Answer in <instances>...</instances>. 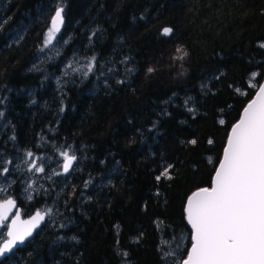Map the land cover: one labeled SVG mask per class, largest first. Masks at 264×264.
Here are the masks:
<instances>
[{
    "label": "trees",
    "instance_id": "16d2710c",
    "mask_svg": "<svg viewBox=\"0 0 264 264\" xmlns=\"http://www.w3.org/2000/svg\"><path fill=\"white\" fill-rule=\"evenodd\" d=\"M60 9L66 44L34 69ZM261 45L264 0H0V154L75 146L78 164L27 198L13 183L25 217L60 216L0 264H181L187 199L264 79ZM75 55L88 81L62 77Z\"/></svg>",
    "mask_w": 264,
    "mask_h": 264
},
{
    "label": "snow or ice",
    "instance_id": "6c2138e0",
    "mask_svg": "<svg viewBox=\"0 0 264 264\" xmlns=\"http://www.w3.org/2000/svg\"><path fill=\"white\" fill-rule=\"evenodd\" d=\"M61 12L55 14L48 43L63 23ZM163 31L167 35L172 30ZM62 155L64 172H68L76 157L68 152ZM12 205L11 200L0 205V219ZM186 212L193 235L184 264H264V85L259 86L256 98L232 128L213 186L193 193ZM42 219L37 213L23 229L14 220L8 231L10 239L0 247V256L30 236Z\"/></svg>",
    "mask_w": 264,
    "mask_h": 264
},
{
    "label": "rangeland",
    "instance_id": "374dc122",
    "mask_svg": "<svg viewBox=\"0 0 264 264\" xmlns=\"http://www.w3.org/2000/svg\"><path fill=\"white\" fill-rule=\"evenodd\" d=\"M52 26L46 32L44 41L42 43V51L33 65L34 69L40 68L46 60L54 59L56 54L61 52L63 46L66 44L65 40L59 38V31L54 33V38L51 43L47 42L48 33L52 30ZM22 32L17 30L14 37H20ZM91 69V70H89ZM96 69V63L92 60H82L79 56L75 55L70 58L62 67V77H71V80L88 81L92 77V71ZM111 71H103L99 73L100 77L110 76ZM254 82H251L253 85ZM99 86V84H96ZM5 124L0 122V139L5 138ZM2 134V136H1ZM76 147L71 146V149L54 148V154H37L32 151H25L21 156H17L14 153H9L8 155L2 152L0 154V202L7 199L9 194V189L13 186V183L20 181L26 189L25 198L33 195L35 191H39L40 188L45 185L46 181L50 182H66L71 177L72 173L77 169L78 164L76 163L72 172L65 173L63 169L64 156L62 153L68 152L69 155H75ZM31 153V156L28 154ZM7 155V156H6ZM77 157V156H76ZM37 168H43V171H38ZM7 169V171H4ZM15 174V175H14ZM24 181V182H23ZM103 184V182L99 183ZM44 211L52 217L53 220L60 216L59 211L55 209L50 211L43 207ZM50 212V213H49ZM7 226H5L0 232V241L6 238Z\"/></svg>",
    "mask_w": 264,
    "mask_h": 264
},
{
    "label": "water",
    "instance_id": "95a60500",
    "mask_svg": "<svg viewBox=\"0 0 264 264\" xmlns=\"http://www.w3.org/2000/svg\"><path fill=\"white\" fill-rule=\"evenodd\" d=\"M60 10H61V9H60ZM61 15H62V12H61ZM54 18H55V16H54ZM54 18H53V20H54ZM62 18H63V17H62ZM53 20H52V22H53ZM63 25H64V19H63V23L59 25V28H62ZM169 29H170V28H169ZM170 33H171V32H170ZM170 33H169V34H170ZM261 85H264V79H263ZM261 85H260V86H261ZM258 89H259V88H258ZM257 93H258V90H257L255 96H254V97L248 102V104H249L253 99L256 98ZM248 104L245 106V108L248 106ZM245 108L243 109V111H242V113H241V116H240L239 120H238L234 125H236V124L240 121V119H241V117H242V115H243V112H244ZM234 125H233V127H234ZM233 127H232V128H233ZM232 128H231V130H232ZM231 130H230L229 136H230V134H231ZM229 136H228V138H229ZM227 141H228V139H227ZM226 146H227V143H226ZM226 146H225V148H226ZM225 148H224V149H225ZM223 153H224V151H223ZM75 157H76V156H75ZM222 159H223V155H222L221 161H222ZM221 161H220V163H221ZM76 163H77V157H76V159L73 161L72 167L69 169L68 172H65V173H70V172L73 170V168H74V166H75ZM220 163H219V164H220ZM218 168H219V165H218L216 171L218 170ZM215 173H216V172H215ZM214 178H215V174H214V177H213V181H214ZM212 186H213V182H212L211 187H212ZM211 187H206V188H209V189H210ZM201 189H204V188H201ZM201 189H198V190L194 191L193 193H195V192H197V191H199V190H201ZM193 193L188 197V199H187V203H188L189 198L193 195ZM9 200L13 201V205L10 206V207H8L6 216H5L3 219H0V229H2V228H4L5 226H7V230H6V238L0 243V247H2V246H3V245H4V244L10 239V237L8 236V231H9L10 228L12 227V222H13L14 220L17 221V227H18L19 229H23L24 227H26V223H25V222L32 221L33 218L36 217L37 213H40V214L43 216V219L40 220L39 223H38L34 228H32L31 235H30V236H27V237L24 239V241H23L22 243H21V242H17V243L11 248L10 251H8V252H6L4 255L0 256V261L5 260V259H6V258H7V257L13 252V251H15V250H17L18 248H21L22 246H24L25 243H26L27 241H29V240H30V239L36 234V232H37V231H38V230H39V229H40V228L46 223V221L48 220V213H47L46 211L42 210V209H37V210H36L34 213H32L30 216H28V217H24L22 207L18 204V201H17L14 197H12V196H11V197H8V198L5 199V200H2V201L0 202V205L5 204V203H6L7 201H9ZM187 203H186V207H185V212H186V209H187ZM17 218H18V220H17ZM186 219H187V212H186ZM187 222H188V219H187ZM188 224H189V226H190V228H191V230H192V235H193V229H192V227H191V225H190L189 222H188ZM192 235H191V238H192ZM191 247H192V244H191V246H190V248H189V250H188L187 257H188V255H189V253H190ZM187 257H186V259H187ZM186 259H184L183 262H182L181 264H184V261H185Z\"/></svg>",
    "mask_w": 264,
    "mask_h": 264
},
{
    "label": "flooded vegetation",
    "instance_id": "af4514ba",
    "mask_svg": "<svg viewBox=\"0 0 264 264\" xmlns=\"http://www.w3.org/2000/svg\"><path fill=\"white\" fill-rule=\"evenodd\" d=\"M9 197H10V196H9ZM18 204L21 206V204H20V202H19V201H18ZM21 207H22V206H21ZM23 215H24V214H23ZM24 217H25V216H24ZM2 229H3V228H2ZM2 229H0V232H1V230H2Z\"/></svg>",
    "mask_w": 264,
    "mask_h": 264
}]
</instances>
